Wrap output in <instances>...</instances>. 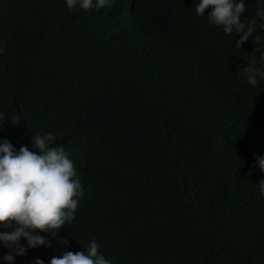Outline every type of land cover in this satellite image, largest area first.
<instances>
[{
	"label": "trees",
	"instance_id": "1",
	"mask_svg": "<svg viewBox=\"0 0 264 264\" xmlns=\"http://www.w3.org/2000/svg\"><path fill=\"white\" fill-rule=\"evenodd\" d=\"M197 2L0 0V140L54 133L83 189L73 223L12 264L92 238L111 264H264V79L243 71L264 70V29L238 48Z\"/></svg>",
	"mask_w": 264,
	"mask_h": 264
},
{
	"label": "clouds",
	"instance_id": "2",
	"mask_svg": "<svg viewBox=\"0 0 264 264\" xmlns=\"http://www.w3.org/2000/svg\"><path fill=\"white\" fill-rule=\"evenodd\" d=\"M109 0H66L69 11L100 9ZM211 9L210 11H207ZM247 11L245 0H198L195 12L203 16L207 12L210 24L222 27L226 35L234 31L239 35L236 47L253 37L257 30L264 29V0H256L254 18L248 22L241 20ZM257 20L260 21L257 25ZM260 36L254 37V43ZM255 61L243 69L249 85L256 86L264 79V70L254 67ZM264 64V57L261 58ZM6 116L0 113V130L5 127ZM54 133L32 136V149L22 146L17 151L7 140H0V243L9 249L3 259L12 264L14 255H25L27 249L45 245L48 242L36 232H52L64 225H71L78 209V199L83 195L82 184L76 167L63 146H53ZM258 167L264 172V157L256 156ZM257 165H253L256 167ZM251 174V173H249ZM264 195V180L258 182ZM21 239L27 241L21 245ZM65 246L68 240L61 238ZM102 244L96 238L88 243L86 250L64 251L54 255L49 264H111L101 253ZM35 264H44L37 259Z\"/></svg>",
	"mask_w": 264,
	"mask_h": 264
},
{
	"label": "bare ground",
	"instance_id": "3",
	"mask_svg": "<svg viewBox=\"0 0 264 264\" xmlns=\"http://www.w3.org/2000/svg\"><path fill=\"white\" fill-rule=\"evenodd\" d=\"M215 127H216V126H215ZM205 130H206V129H205ZM208 130H209V129H208ZM208 130H207V131H208ZM201 133H202V132H201ZM203 133H204V132H203ZM218 162H219V160H218ZM217 238H218V237H217ZM256 239H258V238H256ZM217 241H218V240H217ZM220 243H221V242H220ZM223 243H224V242H223Z\"/></svg>",
	"mask_w": 264,
	"mask_h": 264
}]
</instances>
